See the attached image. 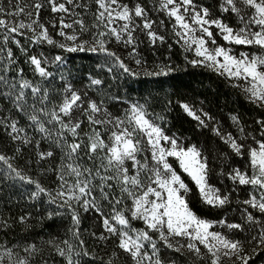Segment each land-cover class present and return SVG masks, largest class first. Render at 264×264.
<instances>
[{"label":"snow or ice","instance_id":"1","mask_svg":"<svg viewBox=\"0 0 264 264\" xmlns=\"http://www.w3.org/2000/svg\"><path fill=\"white\" fill-rule=\"evenodd\" d=\"M189 67L252 115L132 95ZM0 201V264H264V0H0Z\"/></svg>","mask_w":264,"mask_h":264},{"label":"trees","instance_id":"2","mask_svg":"<svg viewBox=\"0 0 264 264\" xmlns=\"http://www.w3.org/2000/svg\"><path fill=\"white\" fill-rule=\"evenodd\" d=\"M166 55V53H165ZM75 63L80 65H89L93 57L90 53L72 54ZM173 59L181 65L183 69V57L181 50L178 47L173 49ZM131 83V81H130ZM163 84L161 88L160 85ZM135 91L133 96L140 94H147L148 91L153 93H188L190 96H196L200 99L207 98L211 102V107L215 111L223 109L226 113L232 109H239L247 116L252 115V111L248 107L246 101L242 97H238L236 92L230 90L225 86L223 78H218L217 75L205 69H192L191 67L173 73L171 77L146 78L141 77L139 81L132 84ZM123 91V89H121ZM178 99L179 95L171 97ZM177 111H179L177 109ZM175 129H180L188 133L192 125L190 118L182 117L179 120H174ZM2 203V201H0ZM15 211V209H13ZM11 238V237H9ZM256 264H261V260L256 258Z\"/></svg>","mask_w":264,"mask_h":264}]
</instances>
